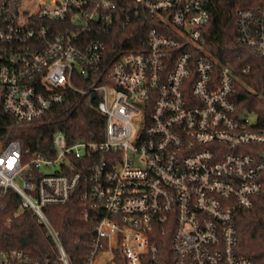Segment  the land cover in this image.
Listing matches in <instances>:
<instances>
[{
	"label": "built area",
	"instance_id": "2783aa9c",
	"mask_svg": "<svg viewBox=\"0 0 264 264\" xmlns=\"http://www.w3.org/2000/svg\"><path fill=\"white\" fill-rule=\"evenodd\" d=\"M209 3L0 0L3 109L37 123L71 103L105 124L99 140L57 130L52 155L0 143V207L15 191L56 245L0 249V264H73L44 209L75 198L95 217L85 264H256L238 253L237 218L263 189L264 128L239 110L230 63L205 50ZM236 18L237 42L264 57V5ZM135 24L144 37L110 44Z\"/></svg>",
	"mask_w": 264,
	"mask_h": 264
},
{
	"label": "trees",
	"instance_id": "16d2710c",
	"mask_svg": "<svg viewBox=\"0 0 264 264\" xmlns=\"http://www.w3.org/2000/svg\"><path fill=\"white\" fill-rule=\"evenodd\" d=\"M210 21L203 30L206 37L205 50L221 62H228L234 69L237 80L236 103L240 111L247 109L257 115L259 127L264 128V57L237 42V12L242 8L264 5V0H209ZM139 24L132 27H116L108 34L110 44L120 46L138 35ZM126 46H131L128 44ZM248 67V71H245ZM80 85L79 80L75 79ZM78 99V95L72 96ZM71 98V97H70ZM76 101L74 102V104ZM71 103L50 111L37 123L19 122L3 109L0 102V143L19 140L23 149L31 152L54 153L53 136L63 130L69 142L77 139L99 140L103 137L104 117L91 106L80 105L76 109ZM262 192L254 198L253 206L240 210L237 218L238 253L251 256L256 264H264V174ZM21 196L8 190L0 207V249L21 248L34 257L42 258L56 254V245L47 235V228L31 209L21 208ZM89 204L72 199L65 204L45 207L46 214L55 228L60 230L64 245L73 264H85L91 248L95 217ZM91 215L86 217V212Z\"/></svg>",
	"mask_w": 264,
	"mask_h": 264
},
{
	"label": "rangeland",
	"instance_id": "374dc122",
	"mask_svg": "<svg viewBox=\"0 0 264 264\" xmlns=\"http://www.w3.org/2000/svg\"><path fill=\"white\" fill-rule=\"evenodd\" d=\"M109 95H110V97H113L114 96V90H109Z\"/></svg>",
	"mask_w": 264,
	"mask_h": 264
},
{
	"label": "water",
	"instance_id": "95a60500",
	"mask_svg": "<svg viewBox=\"0 0 264 264\" xmlns=\"http://www.w3.org/2000/svg\"><path fill=\"white\" fill-rule=\"evenodd\" d=\"M93 97H95V94H93Z\"/></svg>",
	"mask_w": 264,
	"mask_h": 264
}]
</instances>
